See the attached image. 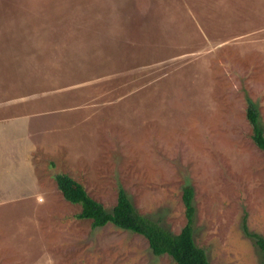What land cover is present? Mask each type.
<instances>
[{"label": "rangeland", "instance_id": "1", "mask_svg": "<svg viewBox=\"0 0 264 264\" xmlns=\"http://www.w3.org/2000/svg\"><path fill=\"white\" fill-rule=\"evenodd\" d=\"M245 95L264 133V0H0V264H177L76 218L56 173L174 234L191 185L208 261L262 264Z\"/></svg>", "mask_w": 264, "mask_h": 264}, {"label": "trees", "instance_id": "2", "mask_svg": "<svg viewBox=\"0 0 264 264\" xmlns=\"http://www.w3.org/2000/svg\"><path fill=\"white\" fill-rule=\"evenodd\" d=\"M245 100L246 118L252 131L251 139L264 152V133L259 123L258 109L246 95ZM53 179L62 197L80 206V211L75 217L90 220L93 228L112 224L119 229L139 234L146 239L153 255H168L177 264H211L204 250L197 247L193 239L195 207L193 205L194 191L191 185L186 184L182 188L181 201L184 207L185 224L178 233L174 234L139 214L120 185L117 188L116 202L111 211H107L102 204L86 193L81 184L68 175L56 173ZM244 231L247 232L246 229ZM247 235L254 238L257 247L264 252V239L256 234L247 233Z\"/></svg>", "mask_w": 264, "mask_h": 264}]
</instances>
